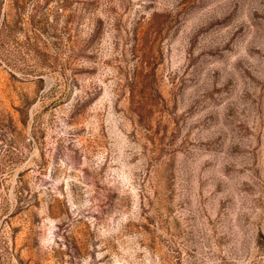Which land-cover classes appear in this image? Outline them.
I'll use <instances>...</instances> for the list:
<instances>
[{
    "label": "rangeland",
    "instance_id": "374dc122",
    "mask_svg": "<svg viewBox=\"0 0 264 264\" xmlns=\"http://www.w3.org/2000/svg\"><path fill=\"white\" fill-rule=\"evenodd\" d=\"M0 264H264V0H0Z\"/></svg>",
    "mask_w": 264,
    "mask_h": 264
}]
</instances>
